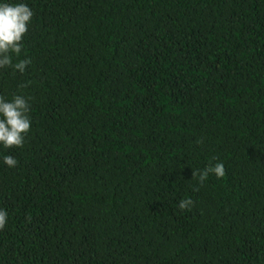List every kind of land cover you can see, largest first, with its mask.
Masks as SVG:
<instances>
[{
    "label": "trees",
    "instance_id": "obj_1",
    "mask_svg": "<svg viewBox=\"0 0 264 264\" xmlns=\"http://www.w3.org/2000/svg\"><path fill=\"white\" fill-rule=\"evenodd\" d=\"M2 3L34 15L0 264H264V0Z\"/></svg>",
    "mask_w": 264,
    "mask_h": 264
},
{
    "label": "clouds",
    "instance_id": "obj_2",
    "mask_svg": "<svg viewBox=\"0 0 264 264\" xmlns=\"http://www.w3.org/2000/svg\"><path fill=\"white\" fill-rule=\"evenodd\" d=\"M33 15L30 7L24 3L0 4V69L10 67L14 72L22 74L26 66L31 63L28 58L22 60L16 58L22 52V41ZM27 86L22 84L20 87ZM29 99L30 97L25 98L23 95H14L11 101H7L0 96V144L6 149L23 147L31 127ZM4 163L11 168L16 166L17 161L12 156H5ZM210 174L222 178L225 175L224 165L217 163L203 170L194 171L192 178H196L202 186ZM196 190L198 191V188ZM178 206L181 211L191 210L193 201L185 198L179 201ZM7 218V212L0 209V230L5 228Z\"/></svg>",
    "mask_w": 264,
    "mask_h": 264
}]
</instances>
